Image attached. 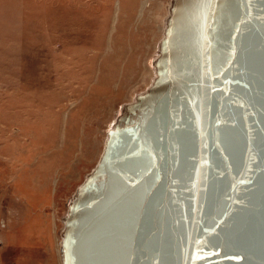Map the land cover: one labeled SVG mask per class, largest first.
<instances>
[{
	"label": "water",
	"instance_id": "1",
	"mask_svg": "<svg viewBox=\"0 0 264 264\" xmlns=\"http://www.w3.org/2000/svg\"><path fill=\"white\" fill-rule=\"evenodd\" d=\"M154 77L62 217V264H264V0H170Z\"/></svg>",
	"mask_w": 264,
	"mask_h": 264
},
{
	"label": "rangeland",
	"instance_id": "2",
	"mask_svg": "<svg viewBox=\"0 0 264 264\" xmlns=\"http://www.w3.org/2000/svg\"><path fill=\"white\" fill-rule=\"evenodd\" d=\"M170 0H0V264H62L67 204L154 77Z\"/></svg>",
	"mask_w": 264,
	"mask_h": 264
}]
</instances>
